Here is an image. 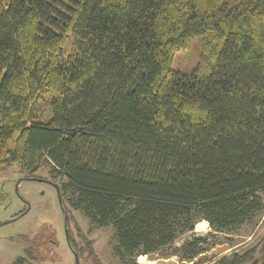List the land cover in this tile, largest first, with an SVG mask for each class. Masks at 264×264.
<instances>
[{"label": "trees", "instance_id": "obj_1", "mask_svg": "<svg viewBox=\"0 0 264 264\" xmlns=\"http://www.w3.org/2000/svg\"><path fill=\"white\" fill-rule=\"evenodd\" d=\"M195 36L199 61L174 70ZM15 164L53 166L79 264L103 263L66 191L123 258L201 220L236 234L264 212V0H0V171ZM204 242L181 247L192 264L215 258L195 261ZM24 250L12 264H34ZM211 264H264V237Z\"/></svg>", "mask_w": 264, "mask_h": 264}, {"label": "rangeland", "instance_id": "obj_2", "mask_svg": "<svg viewBox=\"0 0 264 264\" xmlns=\"http://www.w3.org/2000/svg\"><path fill=\"white\" fill-rule=\"evenodd\" d=\"M71 42L66 51L70 50ZM201 37L191 39L189 47L175 54L173 69L191 71L200 59ZM52 165L39 170L44 180L29 179L20 165L0 171V264H12L17 257L25 256V248L32 250L34 264H75V255L68 243L65 220L58 190L50 171ZM66 181L59 175V185ZM65 204L70 207L78 224L88 238L103 264H192L181 247L197 236L205 238L201 246L202 257L216 255L208 264L231 252L242 253L255 246L264 237V212L229 235L212 231L206 220L196 224L195 229L182 234L172 245L149 257H120L115 246L118 241L113 226L97 227L80 210L71 204V193L64 192ZM24 211L19 217L16 215ZM233 247L229 248L228 236ZM179 250V254H173Z\"/></svg>", "mask_w": 264, "mask_h": 264}, {"label": "water", "instance_id": "obj_3", "mask_svg": "<svg viewBox=\"0 0 264 264\" xmlns=\"http://www.w3.org/2000/svg\"><path fill=\"white\" fill-rule=\"evenodd\" d=\"M65 230H66V235H67V239H68V243L70 245V240H69V230L67 228V223L65 222ZM75 253V252H74ZM75 255V258H76V264H79V260H78V256L76 254Z\"/></svg>", "mask_w": 264, "mask_h": 264}]
</instances>
